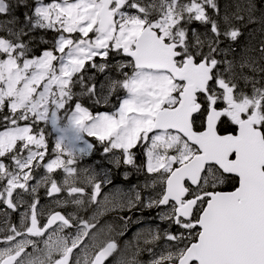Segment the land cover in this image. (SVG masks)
Here are the masks:
<instances>
[{"label": "snow or ice", "instance_id": "obj_1", "mask_svg": "<svg viewBox=\"0 0 264 264\" xmlns=\"http://www.w3.org/2000/svg\"><path fill=\"white\" fill-rule=\"evenodd\" d=\"M0 264H264V0H0Z\"/></svg>", "mask_w": 264, "mask_h": 264}, {"label": "flooded vegetation", "instance_id": "obj_2", "mask_svg": "<svg viewBox=\"0 0 264 264\" xmlns=\"http://www.w3.org/2000/svg\"><path fill=\"white\" fill-rule=\"evenodd\" d=\"M105 190H107V189H105ZM9 219L11 220L12 223H16V224L19 223V216H18V214H12V216ZM105 219L107 221H110V220H113V217L108 216ZM134 230H136V227H133V229L127 233V236L125 237V239H127V237H130L131 234H132V232H134Z\"/></svg>", "mask_w": 264, "mask_h": 264}, {"label": "rangeland", "instance_id": "obj_3", "mask_svg": "<svg viewBox=\"0 0 264 264\" xmlns=\"http://www.w3.org/2000/svg\"><path fill=\"white\" fill-rule=\"evenodd\" d=\"M135 231H136V230H134V232H135ZM132 234H133V232H132ZM132 234H131V235H132Z\"/></svg>", "mask_w": 264, "mask_h": 264}, {"label": "trees", "instance_id": "obj_4", "mask_svg": "<svg viewBox=\"0 0 264 264\" xmlns=\"http://www.w3.org/2000/svg\"><path fill=\"white\" fill-rule=\"evenodd\" d=\"M109 222H112V220H110Z\"/></svg>", "mask_w": 264, "mask_h": 264}]
</instances>
